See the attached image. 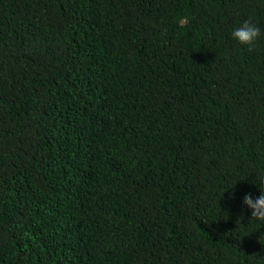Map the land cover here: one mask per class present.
I'll use <instances>...</instances> for the list:
<instances>
[{"label": "trees", "instance_id": "1", "mask_svg": "<svg viewBox=\"0 0 264 264\" xmlns=\"http://www.w3.org/2000/svg\"><path fill=\"white\" fill-rule=\"evenodd\" d=\"M261 191L264 0H0V264H264Z\"/></svg>", "mask_w": 264, "mask_h": 264}, {"label": "clouds", "instance_id": "2", "mask_svg": "<svg viewBox=\"0 0 264 264\" xmlns=\"http://www.w3.org/2000/svg\"><path fill=\"white\" fill-rule=\"evenodd\" d=\"M260 36V27L251 21H245L239 28L232 32V38L239 44L247 46L249 50L253 49ZM243 204L251 209L252 219L264 221V191H261V195L256 199H253L251 194L245 195Z\"/></svg>", "mask_w": 264, "mask_h": 264}]
</instances>
